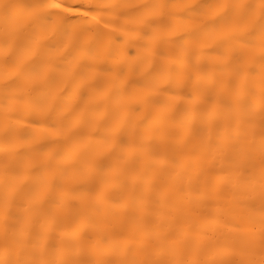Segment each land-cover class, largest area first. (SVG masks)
<instances>
[{
	"label": "bare ground",
	"instance_id": "6f19581e",
	"mask_svg": "<svg viewBox=\"0 0 264 264\" xmlns=\"http://www.w3.org/2000/svg\"><path fill=\"white\" fill-rule=\"evenodd\" d=\"M0 264H264V0H0Z\"/></svg>",
	"mask_w": 264,
	"mask_h": 264
},
{
	"label": "snow or ice",
	"instance_id": "6c2138e0",
	"mask_svg": "<svg viewBox=\"0 0 264 264\" xmlns=\"http://www.w3.org/2000/svg\"><path fill=\"white\" fill-rule=\"evenodd\" d=\"M56 7H59V5H56Z\"/></svg>",
	"mask_w": 264,
	"mask_h": 264
}]
</instances>
